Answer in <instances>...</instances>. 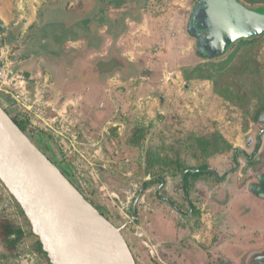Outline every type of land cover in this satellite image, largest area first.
I'll list each match as a JSON object with an SVG mask.
<instances>
[{
    "label": "rangeland",
    "instance_id": "rangeland-1",
    "mask_svg": "<svg viewBox=\"0 0 264 264\" xmlns=\"http://www.w3.org/2000/svg\"><path fill=\"white\" fill-rule=\"evenodd\" d=\"M32 1L50 65L38 79L22 73L41 105L27 111L5 96L0 104L122 229L137 264H247L248 249L264 243V192L251 188L264 173V123L255 118L264 37L205 60L188 32L199 0ZM198 67L213 77L191 78ZM201 166L219 178L207 171L184 185V170ZM239 192L233 214L248 219L253 238L225 223ZM8 224L22 235L3 238ZM248 262L264 264V251ZM0 264H51L1 180Z\"/></svg>",
    "mask_w": 264,
    "mask_h": 264
},
{
    "label": "water",
    "instance_id": "water-1",
    "mask_svg": "<svg viewBox=\"0 0 264 264\" xmlns=\"http://www.w3.org/2000/svg\"><path fill=\"white\" fill-rule=\"evenodd\" d=\"M188 32L197 40L199 54L218 57L240 41L264 36V7L241 0H199ZM0 180L21 206L51 264H137L122 229L83 195L1 104ZM261 188L264 192V175Z\"/></svg>",
    "mask_w": 264,
    "mask_h": 264
},
{
    "label": "crops",
    "instance_id": "crops-1",
    "mask_svg": "<svg viewBox=\"0 0 264 264\" xmlns=\"http://www.w3.org/2000/svg\"><path fill=\"white\" fill-rule=\"evenodd\" d=\"M40 13L41 7L37 6L32 0H0V49L6 48L10 52V59L15 63V70L29 75L32 79H38L46 75L45 68L50 65L44 58V52L39 44L43 31ZM44 65H46V67ZM237 151H242V149H237ZM213 172L212 174L219 178L218 173L215 171ZM263 175L264 173L262 176ZM234 194L236 197L233 195L232 200L227 204L228 208L225 212L227 229L231 228L232 230L235 228L238 231L236 232L240 233L241 237L249 234L246 238H253L255 233H253L252 230L251 232L249 228H247V225L245 226L248 219H245V223H242L240 220H237L238 216L235 215V217L233 214L232 203L234 199L246 194V192ZM250 195L252 194H249V196ZM261 234H264L263 226L258 234L260 235L259 241H261L262 236H264ZM224 237L227 241L229 239L227 235L223 236L221 244L223 243ZM239 240L240 239H238V241ZM243 240H245V238ZM262 244L261 247H250V249H248L250 252L247 256V260L252 257L253 254L264 251V243Z\"/></svg>",
    "mask_w": 264,
    "mask_h": 264
},
{
    "label": "built area",
    "instance_id": "built-area-1",
    "mask_svg": "<svg viewBox=\"0 0 264 264\" xmlns=\"http://www.w3.org/2000/svg\"><path fill=\"white\" fill-rule=\"evenodd\" d=\"M23 75L22 72L15 70V63L10 59V52L6 48H1L0 97H10L21 104V106H24L23 108L28 111L41 105V99L39 97H42V93L37 91L36 100L32 101V93L28 88L30 79L26 80ZM28 103H30V105ZM154 252V249L151 250L152 254H154Z\"/></svg>",
    "mask_w": 264,
    "mask_h": 264
},
{
    "label": "trees",
    "instance_id": "trees-1",
    "mask_svg": "<svg viewBox=\"0 0 264 264\" xmlns=\"http://www.w3.org/2000/svg\"><path fill=\"white\" fill-rule=\"evenodd\" d=\"M242 1V0H241ZM247 1V0H246ZM243 2V1H242ZM248 2H251L252 4H256L257 3V1H255V0H251V1H248ZM244 4H246L245 2H243ZM247 5V4H246ZM257 8V7H256ZM258 38V37H257ZM257 38H253V39H250V40H243V41H240V42H238V43H248V42H253V41H256L257 40ZM237 43V44H238ZM226 54V53H225ZM225 54H222V55H220V56H218V57H213V58H206V57H203L201 54H199L198 52H197V55L200 57V58H202V59H205V60H214V59H216V58H220V57H222V56H224ZM196 72H197V74H196ZM195 74H196V76H195ZM192 77H195V78H200V79H211L212 77H213V75L211 74V72L210 71H204L203 70V68H201V67H198V68H195L194 69V71L192 72V74H191V78ZM256 119H257V122H259V123H264V109H263V111H258V113H257V115H256V117H255ZM18 125H19V127L25 132L26 131V129H25V127L22 125V124H20V123H18L17 121H15ZM237 151V150H236ZM209 172V173H214L213 171H210V169H208L206 166H201V167H199L198 169H185L184 170V174L186 173V176H185V182H186V186H187V183H188V179H189V177L190 176H192V175H194V176H199V175H201L202 173H205V172ZM184 176V175H183ZM145 185H148V183H146ZM22 231L21 230H18V229H16L13 225H10V224H8V225H5V228H4V235H3V238H5V239H8L10 236H13V235H19V236H21L22 235ZM40 245H41V248H42V250H43V247H42V244H41V242H40ZM43 252H44V250H43ZM45 253V252H44ZM46 254V253H45Z\"/></svg>",
    "mask_w": 264,
    "mask_h": 264
},
{
    "label": "flooded vegetation",
    "instance_id": "flooded-vegetation-1",
    "mask_svg": "<svg viewBox=\"0 0 264 264\" xmlns=\"http://www.w3.org/2000/svg\"><path fill=\"white\" fill-rule=\"evenodd\" d=\"M47 155V154H46ZM48 156V155H47ZM48 158L53 162V160L48 156ZM54 163V162H53ZM55 164V163H54ZM261 183H262V175H260V177H259V181H258V183H255V184H253L252 186H251V188H253L254 186H255V188L257 189V195L259 194V190H261L262 188H261ZM163 199V198H162ZM167 202H169L168 200H167ZM192 208L193 207H191V211H192ZM101 212V211H100ZM102 214H103V212H101ZM104 215V214H103ZM105 216V215H104ZM106 217V216H105ZM107 218V217H106ZM108 219V218H107ZM222 262V264H224V261H221ZM247 264H253V263H249L248 262V260H247V262H246Z\"/></svg>",
    "mask_w": 264,
    "mask_h": 264
}]
</instances>
